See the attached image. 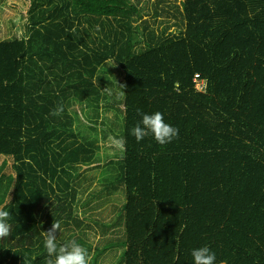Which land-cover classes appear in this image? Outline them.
Listing matches in <instances>:
<instances>
[{
    "label": "trees",
    "instance_id": "obj_1",
    "mask_svg": "<svg viewBox=\"0 0 264 264\" xmlns=\"http://www.w3.org/2000/svg\"><path fill=\"white\" fill-rule=\"evenodd\" d=\"M181 6L179 32L146 25L132 0H30L24 25L0 27V207L10 213L0 264H45L54 220L57 241L76 239L90 264L120 247L121 264H193L201 246L215 264H264V0ZM138 109L161 112L178 138L137 142ZM116 124L123 154L100 176ZM94 182V208L125 197L95 247L84 236L94 202L83 199Z\"/></svg>",
    "mask_w": 264,
    "mask_h": 264
},
{
    "label": "rangeland",
    "instance_id": "obj_2",
    "mask_svg": "<svg viewBox=\"0 0 264 264\" xmlns=\"http://www.w3.org/2000/svg\"><path fill=\"white\" fill-rule=\"evenodd\" d=\"M135 3H140V6L143 8V13H144V19L146 20V25H150L151 27H154L158 31H162L165 29L168 25H173L171 30H174L176 32L180 31L179 25L175 26L174 23L176 21H180L181 18V12L183 11V8L181 6L182 0H132ZM159 1H162L160 4H157ZM29 2L30 0L24 1V0H0V27L2 25H6L7 27L13 22L14 24H17L15 28H19L23 23V14L26 16L28 12V7H29ZM178 5V7H177ZM3 10V13H2ZM158 11V15H157ZM176 14L178 17L175 18L173 15ZM12 18V19H11ZM182 21V19H181ZM170 29L168 30L169 32L171 31ZM12 31V30H11ZM17 31L14 30L13 33ZM6 38V37H5ZM121 92V91H120ZM100 109H103V105L100 106ZM79 114V120L77 118V121H79L80 126L82 124L84 125H89V122L87 120L86 114H83L81 109L79 107H76L74 109ZM92 115V118L95 116V113L93 111L90 112ZM105 116H110V114H104ZM103 118V113L99 118L102 120ZM121 122V121H120ZM95 129L97 128V124L93 125V122L90 123ZM83 126V125H82ZM103 128V127H102ZM107 128L105 127V130ZM121 129H122V124H116L112 126V134L111 131L109 133V136L107 138L103 137L101 148L99 150V153L97 155V163L103 165L102 171L99 173L100 176H102L104 173V169L106 168L109 161H114L115 163L119 161V158L123 154V147H120L119 144L117 143L119 140H121L120 134H121ZM99 131L101 130V126H99ZM109 130H106L105 132H108ZM118 136V137H117ZM102 138V137H101ZM2 165V162H0V166ZM105 165V166H104ZM98 174V175H99ZM99 176V177H100ZM103 178V177H102ZM100 179V178H99ZM98 183V180L96 181ZM6 186L2 185L0 183V205L4 203V188ZM95 187V182L93 187L88 190L85 195L83 196V199H87L90 194L94 191L93 188ZM101 195V192H97L88 199L85 203V207L88 206L89 202H94L90 209L87 212V220L85 222L89 223L90 227L86 229V235L85 239H87L89 242H92L93 240V247H95L98 238H100V224L103 226L104 222H107L110 220L111 215L113 214V208L114 205L113 203L121 204L125 202V197L124 193L120 192L118 194V197L113 196V198L105 202V205L100 207L96 206L95 208L93 207L98 203V199ZM80 209L83 208L82 205H79ZM82 211V210H81ZM81 218L84 219V215L81 213ZM97 231L96 233V239H94L92 234L94 231ZM122 250L120 247V250L115 252V250H110L106 252L104 257L99 261L98 264H121L120 263V258H119V252Z\"/></svg>",
    "mask_w": 264,
    "mask_h": 264
},
{
    "label": "clouds",
    "instance_id": "obj_3",
    "mask_svg": "<svg viewBox=\"0 0 264 264\" xmlns=\"http://www.w3.org/2000/svg\"><path fill=\"white\" fill-rule=\"evenodd\" d=\"M63 111V106L59 105L51 110L50 115L60 116ZM137 112L141 115V120L130 130V134L135 137L137 142L143 140L146 136H151L159 145L164 146L178 138L179 129L166 123L161 112L145 114L141 113L139 109ZM117 143L120 147L124 146L123 139ZM9 217V211L0 207V239L10 235V225L7 223ZM60 229V222L54 220L51 227L43 231V248L47 254L45 264H90L88 249L78 243L76 239L57 241V233ZM190 254L193 258V264H215V253L207 246L194 248Z\"/></svg>",
    "mask_w": 264,
    "mask_h": 264
},
{
    "label": "built area",
    "instance_id": "obj_4",
    "mask_svg": "<svg viewBox=\"0 0 264 264\" xmlns=\"http://www.w3.org/2000/svg\"><path fill=\"white\" fill-rule=\"evenodd\" d=\"M194 82L196 84V89L199 92H205L207 89V80L203 79L200 74L195 76Z\"/></svg>",
    "mask_w": 264,
    "mask_h": 264
},
{
    "label": "crops",
    "instance_id": "obj_5",
    "mask_svg": "<svg viewBox=\"0 0 264 264\" xmlns=\"http://www.w3.org/2000/svg\"><path fill=\"white\" fill-rule=\"evenodd\" d=\"M0 38L4 39L5 37H1V35H0Z\"/></svg>",
    "mask_w": 264,
    "mask_h": 264
}]
</instances>
